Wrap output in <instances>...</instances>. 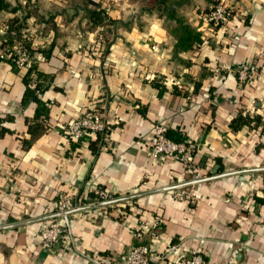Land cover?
<instances>
[{"label": "crops", "instance_id": "obj_1", "mask_svg": "<svg viewBox=\"0 0 264 264\" xmlns=\"http://www.w3.org/2000/svg\"><path fill=\"white\" fill-rule=\"evenodd\" d=\"M218 1L189 0L201 42L175 52L163 17L130 30L89 29L82 10L96 6L126 22L121 11L131 7L130 21L141 1L37 0L59 10L53 23L31 16L20 33L36 47L53 42L49 55L34 52L33 68L0 59V264H92L81 253L125 264L139 243L134 231L157 215L152 264H168L159 255L171 244L198 251L204 264H264V0H221L230 19L209 24L204 10ZM14 16L21 13L0 11V48ZM245 67L253 71L243 84ZM33 95L44 113L36 115ZM92 107L105 113L108 142L67 135L66 125ZM155 124L195 143L191 166L149 154ZM190 186L191 199L173 197ZM99 189L115 201L69 213L76 250L66 236L41 244L60 194L89 203Z\"/></svg>", "mask_w": 264, "mask_h": 264}, {"label": "built area", "instance_id": "obj_2", "mask_svg": "<svg viewBox=\"0 0 264 264\" xmlns=\"http://www.w3.org/2000/svg\"><path fill=\"white\" fill-rule=\"evenodd\" d=\"M230 19V12L224 3L219 0L211 10L205 15V20L209 24H225ZM0 59L14 61L20 67H32L35 57L30 55L28 50L20 43L3 45L0 48ZM39 61H42L41 59ZM253 68H242L238 74L239 80L246 84L250 81ZM245 116V112H243ZM167 127L162 124H155L150 137L147 149L149 154L157 157L170 158L182 162L186 166H191L195 162L196 145L191 140H173L167 135ZM67 135L73 140H79L85 133H95L101 137L103 142H108V123L103 110L95 107L87 109L80 117L71 120L66 125ZM187 190L177 188L173 192L176 199H191L195 190L192 186ZM94 201L89 203H79L73 195L60 194L55 202L54 215L50 220L44 221L39 230L42 245H53L58 243L64 236L69 239L70 244L76 250V240L71 231L69 213L86 206L94 204H109L115 201V197L99 189L94 197ZM57 218H56V216ZM54 216V217H53ZM161 217L154 216L148 222H140L133 235L139 243L134 244L125 259V264H152L150 260V249L152 243L158 240L157 227L161 223ZM147 237V241L143 239ZM92 264H109L105 258L81 253ZM167 260L168 264H204L202 255L193 250L185 254L178 249V244H171L164 253L159 255V261Z\"/></svg>", "mask_w": 264, "mask_h": 264}, {"label": "trees", "instance_id": "obj_3", "mask_svg": "<svg viewBox=\"0 0 264 264\" xmlns=\"http://www.w3.org/2000/svg\"><path fill=\"white\" fill-rule=\"evenodd\" d=\"M36 1L37 0L34 2L31 0H0V11L5 10L12 13H21L20 17L14 16L7 22V33L3 36V38H1V44L10 46L13 43H20L24 48H26V50H28L31 56L37 51L41 52L46 58L49 55L50 50L53 48V42L50 43L48 48L36 47L30 41L23 38L20 33L21 28L26 26L27 19L29 17L33 16L36 22H43L44 24L49 25L53 23V19L57 14H55V12L59 11H56L53 8L41 9L39 8V5H37ZM188 2L189 0H145L141 10L136 13L130 21L126 22H120L116 19H112L107 14L105 9L97 8L96 6L90 8L86 5L82 10L85 17L87 18V25L89 29H96L98 26L107 24L114 26L115 28L121 27L127 30L130 28V26H132V23H140V18L142 16H146L148 18L153 16L163 17L166 21V28L168 32L176 39L174 51L180 52L188 50L194 44L198 45L201 42L200 33L197 26L188 22L185 10ZM211 8L209 10H204L205 13H208ZM40 10L45 11L39 12ZM11 30L14 31V34L12 35L9 33ZM11 62L16 64L14 61ZM35 62L36 61L33 62L32 68L35 65ZM32 98L38 105L36 115L44 113L46 111L44 103H42V101L35 95H33ZM242 123H244V119L239 116L237 119H234L231 124L235 127H239ZM97 141L101 142L100 136L99 140L97 139Z\"/></svg>", "mask_w": 264, "mask_h": 264}, {"label": "rangeland", "instance_id": "obj_4", "mask_svg": "<svg viewBox=\"0 0 264 264\" xmlns=\"http://www.w3.org/2000/svg\"><path fill=\"white\" fill-rule=\"evenodd\" d=\"M35 1V0H34ZM47 1H49V0H39V5L41 4V3H46ZM51 1V0H50ZM99 1H102V2H107L108 4H111V6H112V4H114L112 1H114V0H99ZM126 1V0H125ZM127 1H129V2H139V1H141V3H142V5L141 6H143L144 5V3H145V0H127ZM37 2V1H36ZM132 6V5H131ZM50 8H53L54 9V6L51 4V7ZM49 8V9H50ZM42 9H46L45 7H42ZM135 9V11H136V13H138L139 11H138V9L137 8H134ZM45 10H40L39 12H44ZM122 12V14L124 15V18H125V21H127V19L129 18V17H131V14H132V12H133V10L131 9V7H129L128 9H126V10H124V11H121ZM145 18H148V17H146V16H142L141 18H140V23L139 22H137V25L138 26H140V25H142L145 21H144V19ZM36 22V21H35ZM132 26H130V28H131ZM130 28L129 29H127V30H130ZM122 29H124V28H122ZM99 34V36H98V38H99V40H101V39H103V38H101L100 36H101V34L103 35V31L102 30H100V31H98V33H97V35ZM99 48V47H98ZM97 48V49H98ZM93 51H96V49L95 48H93L92 49ZM100 51V50H99Z\"/></svg>", "mask_w": 264, "mask_h": 264}]
</instances>
